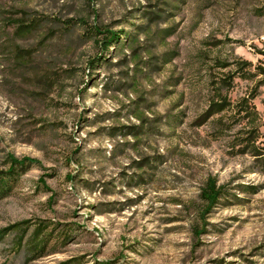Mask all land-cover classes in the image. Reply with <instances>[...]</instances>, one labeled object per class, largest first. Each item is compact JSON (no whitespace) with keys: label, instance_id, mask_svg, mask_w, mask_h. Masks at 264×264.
Masks as SVG:
<instances>
[{"label":"rangeland","instance_id":"374dc122","mask_svg":"<svg viewBox=\"0 0 264 264\" xmlns=\"http://www.w3.org/2000/svg\"><path fill=\"white\" fill-rule=\"evenodd\" d=\"M237 61L264 70V0H0V264H264Z\"/></svg>","mask_w":264,"mask_h":264},{"label":"trees","instance_id":"16d2710c","mask_svg":"<svg viewBox=\"0 0 264 264\" xmlns=\"http://www.w3.org/2000/svg\"><path fill=\"white\" fill-rule=\"evenodd\" d=\"M97 35L104 34V38L101 42L102 50L104 52H108L110 48L114 45L118 44L120 40L126 39V34H115L108 32H99L96 31ZM129 44H133L134 40H130ZM134 54V53H133ZM252 68L250 63L245 61H237V69L235 72L237 73V78L242 80H252L255 77L262 76L263 79L254 83L253 87L250 89L249 93L240 99L237 100V103L234 105L236 110L237 119L239 122L243 124L244 129L241 133L244 137L241 139L244 150H246V154L253 157L255 162L258 163L259 167L264 170V147L263 149H256L254 144L258 141L261 136L260 128H264V121L261 122L258 112L255 109L253 101L258 96V92L260 87L264 85V70L259 68H253V71H250ZM220 103H212L209 106V116L217 115L230 107V103L226 100L220 99ZM264 145V141L261 143ZM12 165L24 166L34 164L35 162L31 159L24 158L20 161H11ZM221 189L215 188L213 183H207L205 188L201 193V198L205 201L207 208L211 207L213 204L217 202V199L221 195Z\"/></svg>","mask_w":264,"mask_h":264}]
</instances>
